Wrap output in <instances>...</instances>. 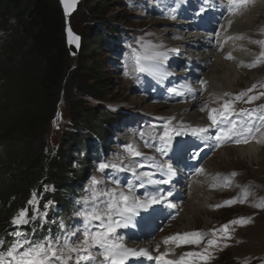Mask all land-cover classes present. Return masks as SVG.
Returning a JSON list of instances; mask_svg holds the SVG:
<instances>
[{
	"label": "rangeland",
	"instance_id": "obj_1",
	"mask_svg": "<svg viewBox=\"0 0 264 264\" xmlns=\"http://www.w3.org/2000/svg\"><path fill=\"white\" fill-rule=\"evenodd\" d=\"M84 2L85 0H79L75 11L69 17L71 29L80 37L79 46H81V36L73 29L71 20L73 21V25L76 30L80 32L83 31L85 26H90L95 30L98 28L101 22L105 23V26L103 25V27L108 30L110 27L109 23L113 20V18L116 17L122 18L126 16L128 20L126 23H117L119 28L123 30L122 33H120V37L127 46V48L125 46L126 49L124 56L116 58L110 54L102 52V55L105 56L104 59L107 67L105 69V71H107L106 77L110 83V89L107 90L108 94H103V98L98 99L93 95L92 92H90L89 95L84 97L87 106L99 108L100 106H107L111 109L121 111L122 114L126 115L125 117L130 116L131 118H138L147 116L155 119L154 122H149L143 118V120H141V124H139L140 126H135L131 125L132 120L128 118L123 128L120 129L119 133L116 132V135L110 142L109 152H111L113 149L115 155L113 157L108 156V160L104 162L115 161L116 157L120 155L124 158V164L130 167H136V171L138 173L149 172L153 174L152 179L157 181H167V183H160L158 185L146 184L144 187L139 186L140 182H131L136 188L135 194L141 198H143V196L148 193L159 191L164 198L170 199L173 193V190L170 188V183L173 182L172 180L175 176V172L183 170L191 171V175L186 182H184L182 179V182H184V184H181V191L183 195H190L191 191L188 181L192 179L198 173V171L200 172L199 175H201L199 177V182L205 181V183H208V188L214 195L212 198L213 200H211L207 206L208 215L205 213L197 215L193 230L187 231L205 234V238L201 244H183L177 247L172 243H164L165 239L169 236H174L178 233H185H181V229L179 228V226L184 222V219L182 220L181 217L183 210L182 204L179 207H176V210L172 214L170 210H167V207L170 204L173 205V202L166 201V199H163L161 203L152 205L153 209L160 207L163 209V211L156 217L152 216L153 222H151V218L150 220L144 218L141 224L139 222L135 225V227L129 225L122 231L119 230L117 234L123 237L122 242L129 248L137 249L140 248L138 246H140L143 241L150 242L151 251H149V253L152 257H156L161 253L168 252L169 255L166 256L165 259L175 260L178 259L183 253L202 251L207 246V240L213 238L211 236L213 230L221 229L223 225L229 224L230 221L236 220L239 217H251L252 222L245 226L230 225L229 230L231 231L233 238L231 240L222 241L220 248L209 249L212 258L208 259L207 261H199L198 264H264V209L254 207L255 204L264 201V134H262L264 133V130H262V133L256 134L257 140L262 141L258 143L262 149L260 157L258 159L242 158L236 153V149H233L232 146L245 144H237L235 141L231 142L232 140L236 139L235 137L226 141L225 145L222 147L224 142H217L215 140L214 135L218 131L217 128L212 127L207 136L206 134H203L202 138L197 137L192 135L190 131V128L195 127L185 123H180L178 118L168 115L167 112L168 107L186 105L190 102L192 106L199 108L200 111H202L201 109H205L202 111V114L207 117L209 123L211 124V121L209 120L211 109L220 108L225 101H234L233 106L235 109V115H233L231 119L235 120L236 114L239 112L237 114L238 117L236 122L240 128L243 127L250 119L254 121L257 126L259 125L260 121L258 117L264 115V112L260 111L261 106H264V96H261L259 99H256L251 103H246L245 101L248 100L250 96L259 95L260 92L264 91V87H261V85H264V63H260L256 67L249 66L257 59V57H259L261 51H264V45L253 43V41H264V12L259 14L252 28L243 31V39L237 41L238 43H243L245 49L249 52L250 57L246 61H240L238 69L242 70L241 72L243 75L241 78H239L235 87L229 88L227 87L226 83L222 81V92L219 93L215 91L213 94L208 90L209 85L208 82H206L207 80L205 81L203 79V87L201 90L195 88L198 89V92L195 96L191 92V90H194V88L191 89L189 85L191 84V81L192 84L195 83L196 75L192 78L189 77L188 82L185 80L183 75L185 72H189L191 70L190 68L192 63L190 59L194 58L192 55H195L197 50L193 51L190 58L187 59L186 57H188V55H186V53L189 51L188 46H171L169 43V38L173 39L174 41L179 39V35L174 33L181 31L179 30L180 22L177 21L184 16V13L187 15L189 13L188 11H180L179 5L175 2H172L174 7L169 9V14L165 16V14H162L165 12H160L162 10L155 6L157 4L155 0H148V2L145 4L136 5V9L138 10H133L132 8H114V1H110V12L108 13V16L100 20V22H95L92 24L84 15V12L88 9ZM259 2L263 3L261 7L264 11V0H254V3L251 4L242 15H237L244 17L253 8H256ZM59 3L61 5L60 0ZM93 5L94 3L92 6ZM61 8L63 10L62 5ZM142 9L145 10L142 11ZM177 10L178 14L176 15ZM218 10H220V13L217 14V17L221 15H223V17L225 15H229L227 24H225V28L222 27L220 29L219 35L222 36L223 33H227V31L232 28L235 19L234 15L229 13L227 10L226 2L224 7H221ZM222 11H224V13ZM173 16L175 17L174 19L172 18ZM185 19L187 18H184V20ZM168 27L173 28V30L169 33L167 31L165 36H163L164 33L162 34L161 32L168 29ZM241 34L242 33L239 32V35ZM219 35L218 37L214 38L215 41L216 39L219 40ZM217 42L218 41L214 42L215 46L217 45ZM225 42H227V37L224 38L220 49L224 48L226 44ZM237 42L234 43V45H236ZM146 50L164 53L167 59L160 62V71H164L166 69L174 70L176 75H169L166 74V72H163L158 80V77L161 73L158 70L156 74L147 71H138L135 64L134 55L135 53L143 54ZM79 53L80 48L79 52L71 57H77ZM142 63L147 64L148 62L142 61ZM202 70L203 71L199 73L200 75H202V73L205 71L204 69ZM125 73H127V75ZM150 74H153L155 81H159L158 84L153 83V79ZM199 74H197V76ZM166 79L171 82H168L164 88L160 87V85L164 80L166 81ZM139 80H141L144 84H148H145V86L143 85V87H141L137 83ZM178 84H180L181 87L178 86ZM253 85H256L254 91L248 92V94L240 100H235L237 95L242 92H246L248 89H251ZM225 93H228L229 95L225 96ZM52 105L53 102H50L48 104V108H51ZM241 109L248 112H252L253 110L257 111L251 118L249 116L245 117L244 121L241 119V114H243ZM58 110H60L59 107ZM164 110L167 112V114H165ZM68 113H64V110L61 112L60 110L58 114V117L60 118H57L55 122V131L50 133L51 137L55 138L57 142L60 141L65 132L72 130L70 128V121H68V119H73H71L70 114ZM156 122L159 123L156 124ZM210 124L206 127H209ZM166 127L169 129H175L176 131L182 133L181 135H176L175 132H172L173 140L170 148L166 154L162 155L163 157H168V159L164 160V162L169 161L170 163L168 164H171L172 166L174 174L171 176L166 174L167 169L158 171L154 167V163L158 164V161L160 160L156 146L161 143L159 137L163 135ZM196 127L203 126L198 125ZM145 135L153 139V146H146L145 143L142 142L143 138H145ZM251 141L256 140H250V142ZM38 142V140L35 141L37 144ZM154 143L156 144L154 145ZM130 144L134 145L141 153H143V155L141 157L135 158L128 156L125 151V146ZM20 146L21 145H17L16 148L19 149ZM188 146V150L190 151L191 155L194 154L193 160L195 162L194 164H190L192 161L191 159L187 158L184 161L181 160L180 163H186L182 170L174 162L173 158L176 159L178 156L177 153L182 149L187 150ZM226 147V153L220 150L221 148ZM151 157L155 158L154 162L153 160L148 159ZM134 159L137 161L135 162ZM141 159L144 160L139 161ZM208 159L210 160L209 162H207ZM142 162H146L147 164ZM137 164H143L144 166L137 167ZM96 165V163L90 164L87 176L88 188L93 176H96L98 179H102L108 187H113L111 180L104 179L106 174L98 171L99 164L97 166ZM201 169H203L202 172L200 171ZM124 172L125 171L114 172V174L117 175L118 173L122 175ZM233 173H236V175L233 176ZM112 179L118 178L115 176ZM119 181L121 188L126 189L128 187V182L124 181L123 183V181L120 179ZM228 181H230V183H228ZM176 183L173 182V185ZM181 185H176L175 187H179ZM102 186L103 185H99L97 187ZM245 190H247L249 193L246 203H236L230 207H216V205L223 204L227 200L239 198ZM169 192L171 195H168ZM135 217L137 220L138 216L136 215ZM81 225L82 224H80V226ZM223 243H227L230 246L222 247ZM157 245H159V250H157ZM98 251H94L93 253L95 254ZM127 264H158V262L155 259L149 260L146 257H133L127 261Z\"/></svg>",
	"mask_w": 264,
	"mask_h": 264
},
{
	"label": "trees",
	"instance_id": "obj_2",
	"mask_svg": "<svg viewBox=\"0 0 264 264\" xmlns=\"http://www.w3.org/2000/svg\"><path fill=\"white\" fill-rule=\"evenodd\" d=\"M110 1L114 8H131L132 0H85L87 20L93 24L107 17ZM127 21L126 16L116 17L108 22V30L101 22L95 30L85 26L80 32L71 20L81 36L80 53L73 58L59 0H0V239L5 248L15 239L10 235L14 231L43 241L62 237L81 222L75 213L82 208L77 201L88 194L90 164L108 153L126 119L107 106L88 107L84 97L90 92L98 99L108 94L102 52H120L122 30L117 23ZM58 107L73 120L68 119L72 130L57 142L50 133L60 118ZM33 192L41 212L51 202L47 219L13 224L22 208L33 215L28 204Z\"/></svg>",
	"mask_w": 264,
	"mask_h": 264
},
{
	"label": "snow or ice",
	"instance_id": "obj_3",
	"mask_svg": "<svg viewBox=\"0 0 264 264\" xmlns=\"http://www.w3.org/2000/svg\"><path fill=\"white\" fill-rule=\"evenodd\" d=\"M77 0H62L65 6L66 14L70 13L74 8ZM254 3V0H226V6L229 13L243 14L247 8ZM204 10L203 8L201 9ZM175 18L174 16L172 17ZM231 23V22H230ZM69 31L70 43H77L78 36H74ZM243 39V37H237ZM231 39V37H229ZM264 45V41H253ZM228 59H233L231 53L228 54ZM135 64L137 70L140 72H150L156 74L160 62L167 59L166 55L161 52L146 50L143 54L135 53ZM142 61L148 62L147 64ZM264 63V51H261L259 57L252 62L250 67H256L258 64ZM127 75V73H125ZM264 87V85H261ZM256 85L246 92H242L235 97V100H240L254 91ZM229 95L228 93L224 94ZM264 96V91L259 95L250 96L246 103L259 99ZM234 101H225L220 108L211 109L209 120L211 126L218 129V135L215 137L217 142H226L236 137L235 143L247 144L250 140H256L257 143L262 142L257 140L256 134L262 133L264 130V115L259 116L260 121L257 126L251 119L246 124L239 128L237 124L231 119L235 115ZM204 111L205 109H201ZM257 110L248 112L241 109L245 115L250 118L255 115ZM261 112H264V106H261ZM192 135L201 137L204 133L208 132V127H195L190 128ZM172 132L176 135L182 133L175 129L165 128L163 135L159 137L161 144L156 150L162 155L166 154L170 148L173 140ZM264 134V133H262ZM125 151L130 157H141V153L134 145H126ZM155 161L154 157L148 158ZM143 164H137V167H143ZM154 167L158 171L167 169V173L171 176L173 173L171 164L161 163L155 164ZM106 169H111L114 172L128 171L132 172L137 180L140 181V187L146 184H160L167 183V181H157L152 179L153 174L149 172L138 173L136 167H130L124 164V158L120 155L116 157L115 161L102 162L98 166V171L103 173ZM201 172L203 169L200 170ZM233 176L236 173L232 174ZM230 183V181H228ZM111 184L113 187H108L102 179L96 176L91 178L88 188V194L77 201L82 205L75 215L81 218L82 225L73 229H68L62 237L53 239L51 236L43 241H32L28 234L24 231H14L10 233L15 239L9 243L5 248V241L0 239V264H127L130 258L146 257L147 259H155L158 264H198L199 261H207L212 258L209 249L220 248L222 241L231 240L232 234L230 225L245 226L252 222L251 217H239L232 220L229 224H225L221 229L213 230L211 236L213 238L207 240V246L200 252H187L180 255L178 259L168 260L165 259L169 255L168 252L161 253L159 256L152 257L146 248H129L122 241L123 237L118 235L120 228L127 227L132 223L133 218L139 215L140 210L147 211L153 204L161 203L164 197L159 191L146 194L143 198L135 194L136 188L133 184L129 183L126 189L120 187L119 179H112ZM103 185L102 187H97ZM48 188L45 187V191ZM168 195H171L169 192ZM249 193L245 190L239 198H234L225 201L223 204L216 205L217 208L232 206L236 203H246ZM32 206L33 215L29 217L28 208H22L18 211L17 215L13 217L12 223L15 225H26L39 217L46 220L48 216V208L51 207V202L45 204L44 211H40L38 204L39 200L35 192L32 193V198L28 201ZM173 205H169L172 207ZM254 207L264 209V201L257 203ZM60 228L64 229V222H60ZM95 229V230H93ZM219 233V235H218ZM75 238V239H73ZM205 234L200 232H185L183 234H176L169 236L165 239V244H175L177 247L183 244H196L199 245L204 240ZM227 243H223L222 247H229ZM93 249H99L97 253H93ZM159 250V245H157ZM222 250V249H221ZM99 257V258H98Z\"/></svg>",
	"mask_w": 264,
	"mask_h": 264
},
{
	"label": "bare ground",
	"instance_id": "obj_4",
	"mask_svg": "<svg viewBox=\"0 0 264 264\" xmlns=\"http://www.w3.org/2000/svg\"><path fill=\"white\" fill-rule=\"evenodd\" d=\"M262 4L263 3L259 2L256 8H253L244 17L235 14V20L232 28L227 31V33H223L222 36L219 35V40L216 46L214 45V38L212 37V35L205 33L211 30V23H209L208 20L210 18L214 20V15L216 16V14L213 13V9H207L204 14L206 15V19L209 18L207 20L208 25H206V23L202 24L201 22L197 21L185 22L183 23L181 28L186 30H181L180 32L178 31V33L174 32L175 34L179 35V39L174 41L173 39L169 38V43L171 46H188L189 51H187L186 53L188 54V58H190L193 51L197 50L195 55H192L194 56V58L190 59L192 63L190 68L191 70L189 72H185V74L183 75L187 82L189 80V77L192 78L196 75L195 83L192 84L191 81V84L189 85L191 89L194 88V90H191L192 94L196 96L198 89L201 90L204 84L203 79L205 81L207 80L206 82H208L209 85L208 90L213 94L215 91L219 93L222 92V81H224L229 88L235 87L237 81L243 75V73L241 72L242 70L238 69V65H240L241 60L246 61L250 57L249 52L245 49L243 43L237 42L238 40H240L237 37H243V31H246L253 27V24L256 22L259 14L264 12L261 7ZM223 27L225 28V23L223 24ZM172 30L173 28L168 27V29L163 30L161 33H164L163 36H165V33L167 31L169 33ZM239 32L242 34L239 35ZM226 37L227 42H225L226 44L224 48L220 49L223 44L222 42ZM229 37H231V39H229ZM236 42L237 44L234 45V43ZM229 53L233 55V59L227 58V54ZM202 69H204L205 71L202 73V75H200L199 73L203 71ZM164 72L169 75H176V72L174 70L166 69L164 70ZM197 74L199 75L197 76ZM137 83L141 87H143V85L145 86V84L141 80L137 81ZM180 84H178V86H180ZM189 103H187L186 105L168 107V115L178 118L180 123H185L193 127H196L198 125L203 127L208 126L210 123L207 117L202 114V111H200L199 108H196L195 106H192L191 103ZM167 112L165 111V114H167ZM232 148L236 149V153L239 154L240 157L250 159H258L262 151L261 147L256 141H251L250 143L245 145L232 146ZM226 149L227 147L221 148L220 150L226 153ZM209 161L210 160L208 159L207 162ZM199 173L200 172L198 171V173L188 181V183L190 184V195L184 194L182 199V194L179 192L178 188L174 189L173 192V202L175 203V205L177 202H181L179 206L182 204L183 209L181 217L182 220L184 219V222L179 226V228L181 229V233L193 230L197 215L204 213L208 215L207 206L214 197L212 191H210V189L208 188V183H205V181L199 182V177L201 176L199 175ZM138 247L146 248L148 249V251H151L150 242L147 241H143Z\"/></svg>",
	"mask_w": 264,
	"mask_h": 264
},
{
	"label": "water",
	"instance_id": "obj_5",
	"mask_svg": "<svg viewBox=\"0 0 264 264\" xmlns=\"http://www.w3.org/2000/svg\"><path fill=\"white\" fill-rule=\"evenodd\" d=\"M78 1L79 0H77L76 4H75L74 8L71 10V12L66 14L65 6L62 3V0H60L61 5L63 7V11L65 13V18H66V37H67V43H68V46L70 49V56L76 55L79 52V48H80V46L77 47V43H70L71 38L69 36V31H68L69 29H71L70 24H69V17L75 11ZM71 32L74 36H78L72 29H71ZM79 43H80V37H79L78 45H79Z\"/></svg>",
	"mask_w": 264,
	"mask_h": 264
}]
</instances>
